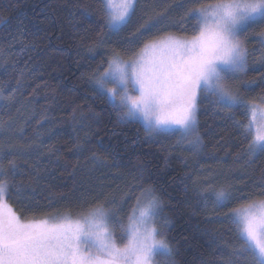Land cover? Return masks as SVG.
Segmentation results:
<instances>
[{
    "label": "trees",
    "instance_id": "trees-1",
    "mask_svg": "<svg viewBox=\"0 0 264 264\" xmlns=\"http://www.w3.org/2000/svg\"><path fill=\"white\" fill-rule=\"evenodd\" d=\"M210 2L138 0L127 27L115 34L101 0H0V122L7 126L0 156L4 167L15 161L7 195L21 217H77L100 204L127 214L149 190L160 201L157 223L174 264L228 259L239 241L234 226L217 217L248 201L217 208L212 189L231 185L234 195L264 199L257 195L264 155L239 156L247 147L240 129L207 102L197 114L202 144L193 149L178 145V134L122 121L95 83L114 51L129 58L160 33L191 35L187 9ZM146 23L154 27L134 40ZM262 31L257 23L240 37L247 67L232 83L247 100L264 95ZM235 119L246 122L242 111Z\"/></svg>",
    "mask_w": 264,
    "mask_h": 264
},
{
    "label": "snow or ice",
    "instance_id": "snow-or-ice-1",
    "mask_svg": "<svg viewBox=\"0 0 264 264\" xmlns=\"http://www.w3.org/2000/svg\"><path fill=\"white\" fill-rule=\"evenodd\" d=\"M138 0H101L107 29L119 34L127 27ZM192 34L160 33L143 41L125 60L114 51L96 78L97 91L120 113L122 121L142 120L149 133L178 134L177 144L201 146L197 114L201 103L232 120L247 147L238 155L249 160L264 155V95L247 100L231 81L247 67L248 48L241 34L264 23V0H214L187 9ZM154 27L146 23L133 33L139 40ZM264 40V31L260 34ZM116 87L108 88L107 84ZM251 83H254L251 82ZM251 83L245 84L250 87ZM132 93H137L133 95ZM242 111L246 122L236 120ZM0 156V264H174L173 250L157 223L160 202L139 200L127 223L100 204L79 218L69 215L21 219L8 203L15 161L7 167ZM257 195L264 197V182ZM214 204L229 208L223 217L234 226L239 245L221 264H264V199L234 195L231 185L212 189ZM121 229L120 246L112 225Z\"/></svg>",
    "mask_w": 264,
    "mask_h": 264
},
{
    "label": "rangeland",
    "instance_id": "rangeland-1",
    "mask_svg": "<svg viewBox=\"0 0 264 264\" xmlns=\"http://www.w3.org/2000/svg\"><path fill=\"white\" fill-rule=\"evenodd\" d=\"M190 36V35H189ZM130 58V57H129ZM129 58H123V59H125V60H127V59H129ZM103 72V71H102ZM98 77V76H97ZM96 77V78H97ZM96 78H95V83H96ZM235 80V79H234ZM232 82H234V81H231L230 83H232ZM106 87H108V88H114V87H116V85H114V84H111V83H109V84H107L106 85ZM133 95H136L137 93H132ZM2 99H3V97H2V95H1V93H0V103L2 102ZM258 103H259V101H257ZM137 121H139L144 127H145V124H144V122L142 121V120H137ZM6 130H7V126L6 125H4L3 123H1L0 122V150H1V146L4 144V140L6 139V137H7V134H6ZM155 197V198H157L155 195H152L151 194V192L149 191V190H146V191H143V193L141 194V196H140V198L138 199L139 200V202L141 203V204H145V203H147V201L149 200V199H151L152 197ZM158 199V198H157ZM159 200V199H158ZM160 202V201H159ZM137 204V203H136ZM136 204H135V206H136ZM106 209H108V210H110V211H112L114 214H115V217H116V219L117 220H119V221H121V222H123V223H127V216H128V214L132 211V209L127 213V214H123L122 212H121V210H120V206H117V205H115V206H112V207H110V208H106ZM88 213V212H87ZM87 213H85V214H83V215H86ZM18 214V213H17ZM19 215V214H18ZM61 216H64V215H61ZM70 216V215H69ZM73 219H76V218H79L80 216H77V217H73V216H71ZM158 217V216H157ZM44 218H47V217H44ZM43 217L42 218H37V220H40V219H44ZM21 219H24V220H29V219H35V218H23V217H21ZM112 227V230H113V233H114V236H115V239H116V241H117V243L120 245V246H123V243H125L126 241H124V240H121V229H120V227L118 226V225H112L111 226ZM154 264H162V262H161V260L159 259V260H154Z\"/></svg>",
    "mask_w": 264,
    "mask_h": 264
}]
</instances>
